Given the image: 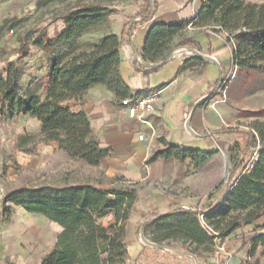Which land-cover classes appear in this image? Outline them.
<instances>
[{"label":"trees","instance_id":"obj_1","mask_svg":"<svg viewBox=\"0 0 264 264\" xmlns=\"http://www.w3.org/2000/svg\"><path fill=\"white\" fill-rule=\"evenodd\" d=\"M47 1L50 0L44 2ZM58 19L63 27L57 35L50 37L43 31L31 39L32 46L46 56L48 71L42 92L29 91L22 96L21 70L15 62H7L5 74L0 76V118L29 115L39 124L38 135L42 142L54 141L68 158L97 166L111 150L102 147L95 138L85 111L68 101L80 103L81 97L98 85L112 91L120 101L130 96L119 68L121 37L107 33L94 42L75 44L84 31L107 21L105 8L98 5L73 4ZM188 26L208 27L225 34L221 48L231 50L237 68L259 70L264 67V0H204L197 15L189 21L153 23L141 49L143 62H160L176 46L192 42L191 37L184 35ZM27 53L28 50L22 57ZM195 58L204 65V60ZM229 131L241 138L230 146L229 151L235 153V158L223 190H220L221 181L207 193L208 203L199 210L173 204L163 213L146 212L135 225L136 234H147L151 229L149 241L152 243L164 245L167 239H178L185 252L205 258L206 253L214 251L217 242L264 217L263 125L252 126V130ZM32 137L20 136L18 146L22 147ZM159 141L162 147L150 154L146 164L159 158H173L178 162L190 160L194 168H199L216 153L169 145L161 138ZM251 148L257 152V157L248 161ZM136 199L133 184L98 187L90 183H64L21 187L8 192L3 202L42 215L60 227L53 247L39 264H125L128 256L126 227ZM106 217H110V221L104 226L102 219ZM175 217L174 224H170ZM257 252L264 264V234L250 240L247 256L254 258Z\"/></svg>","mask_w":264,"mask_h":264},{"label":"crops","instance_id":"obj_2","mask_svg":"<svg viewBox=\"0 0 264 264\" xmlns=\"http://www.w3.org/2000/svg\"><path fill=\"white\" fill-rule=\"evenodd\" d=\"M203 1L156 0L154 10L147 8L145 12H139V8L135 7L130 11L129 19L117 21L115 16L111 28L98 38L107 33L121 37L118 48L119 68L121 77L129 88V97L156 94L154 112L148 116V120L155 128L158 138L150 149L146 148L144 141L137 139L139 133H148L149 129L137 120L128 118L121 101L104 86L90 88L81 97L80 103L68 101L69 104H74L76 108L85 111L95 138L102 147L111 150L107 157L93 167L100 169L107 178L122 177L124 180L121 182L133 184L136 188L137 199L132 206L126 227L127 260L132 263H135L138 257L144 256L147 264L150 260L161 264L166 257L172 258L175 255L176 262L183 263L184 260L191 264L187 258H180L176 254H161L159 250L144 245L140 241V235L134 234L135 225L142 215L149 211L163 213L173 204L198 205L197 196L179 194L181 191L179 187L166 190L167 182H170L172 188L175 180L181 178L182 190L193 194L208 189L209 192L218 184L202 183L203 165L194 168L190 160L178 162L173 158H159L153 163L146 164L150 154L162 147L160 138L169 145L216 152L210 160L218 159L223 150H228L236 140L234 138L236 133L229 131L235 126L236 111L226 98V89L228 79H232L237 67L233 64L231 50L228 47L221 48L224 45L223 33L214 32L208 27L188 26L184 35L191 37L192 42L176 47L184 46L190 52L157 63L138 64L135 61L136 56H140L146 33L153 23L175 24L189 21L197 15ZM141 3L140 0L139 4ZM61 28L50 37L57 35ZM195 57L204 60V65ZM47 71L46 66L45 75ZM222 81H226L225 89L218 91ZM201 137L204 140H201ZM49 144L52 149H57L56 142L51 141ZM116 182L115 180L103 184L85 180L70 183H90L98 187H107ZM241 231H250L248 236L251 238L264 234V217L238 228L225 241ZM239 245L240 243L236 244L235 249ZM180 250L184 251L182 248ZM242 252L246 255L248 249ZM239 254L241 252L230 259L226 257L227 255L220 257L212 255L206 261L209 264H238Z\"/></svg>","mask_w":264,"mask_h":264},{"label":"rangeland","instance_id":"obj_3","mask_svg":"<svg viewBox=\"0 0 264 264\" xmlns=\"http://www.w3.org/2000/svg\"><path fill=\"white\" fill-rule=\"evenodd\" d=\"M0 0V76L5 74L7 62H15L21 70L20 94L25 96L29 91L42 92L45 83L46 56L35 49L31 39L46 31L53 35L61 28L58 17L73 4L98 5L105 8L108 14L106 22L87 29L76 40L75 44L91 43L100 35L111 28L113 18L124 21L129 19L135 7L139 12L151 11L156 6V0ZM261 2L262 0H244ZM41 2V3H39ZM130 14V15H129ZM210 29V28H208ZM211 30V29H210ZM225 37V34H223ZM22 40V44L20 43ZM28 50L27 56L22 54ZM264 66V65H263ZM226 89V98L234 106L236 111L235 126L232 129L252 130V126L263 125L264 129V67L259 70L237 68ZM254 131V130H253ZM39 126L36 120L29 115H18L13 119L0 118V264H39L43 255L54 245L56 235L60 227L43 217L42 215L27 213L21 207L11 202H3L4 196L21 187H39L43 185H62L70 182H83L85 180L109 183L117 181L115 187L128 186L119 177L107 178L100 169L87 166L85 163L68 158L62 151L52 149L49 142L40 140ZM33 135L32 139L22 147L18 146L20 136ZM235 139L241 137L236 133ZM201 140L204 138L201 137ZM259 145V143H258ZM215 146H212L214 148ZM193 149V148H189ZM223 150L218 159L210 160L202 167V183L217 184L223 182L220 190L224 188V182L231 168L235 153ZM251 154L256 152L250 149ZM225 161L227 168L225 169ZM202 176V175H201ZM200 178V176L198 177ZM182 179H176L173 187L170 182L165 183L166 190L181 188L179 194L195 195L198 205H180L185 209H196L206 206L207 191L201 193H185L181 187ZM171 188V189H170ZM211 189V188H210ZM218 194V193H217ZM215 194V198L218 195ZM220 194V193H219ZM200 203V205H199ZM8 213L10 214L7 217ZM177 217L170 220L174 224ZM110 217L102 219L106 226ZM147 234L141 232L140 238L149 240ZM242 232V233H241ZM232 238L217 242L212 253H206L205 258H197L198 264H209L206 260L224 247L228 259L235 257L238 252V264H263L261 258H249L243 255L244 250L250 246V231H241ZM136 236L138 234L134 233ZM134 235V236H135ZM240 243L235 249V245ZM164 245L181 249V241L167 239ZM248 253V252H247ZM258 257V260L256 258ZM249 258V259H248ZM175 255L166 257L161 264H188L176 262ZM187 261L194 264L193 260ZM125 264H135L130 260ZM148 264H160L150 260Z\"/></svg>","mask_w":264,"mask_h":264},{"label":"built area","instance_id":"obj_4","mask_svg":"<svg viewBox=\"0 0 264 264\" xmlns=\"http://www.w3.org/2000/svg\"><path fill=\"white\" fill-rule=\"evenodd\" d=\"M188 52H190L189 49L184 46L176 47L170 52L167 58L182 56L183 54H186ZM135 61L138 64L144 63L139 55L136 56ZM225 85H226V81H222L218 87V91L224 90ZM155 95L156 94H148V95L138 96L136 98L126 97L121 100V105L123 106L127 117L137 120L140 124L145 125L149 129L148 133L142 132L139 133L137 136L138 140L145 142L147 149H150L152 147L153 142L158 138V134L155 128L148 120V116L154 112L153 105H154ZM256 157H257V152H253L250 161H252ZM140 241L146 246H150L159 250L161 254H165V253L176 254L180 258H187L195 262L193 258V254L191 253H187L180 249H176L174 247L167 245H158V244L153 245L154 243L152 244L151 241L142 237L140 238ZM214 255L216 257H220V256L228 255V253L225 254L224 247H219V250L216 251ZM135 264H147V260L144 258V256H140L135 261Z\"/></svg>","mask_w":264,"mask_h":264},{"label":"water","instance_id":"obj_5","mask_svg":"<svg viewBox=\"0 0 264 264\" xmlns=\"http://www.w3.org/2000/svg\"><path fill=\"white\" fill-rule=\"evenodd\" d=\"M226 168H227V161H225V169ZM142 238H144V237H142ZM153 245H155V244H153ZM193 258H194L195 264H198V260H197V258L194 255H193Z\"/></svg>","mask_w":264,"mask_h":264}]
</instances>
